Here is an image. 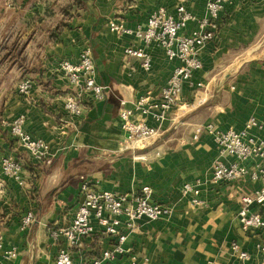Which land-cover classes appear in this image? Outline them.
<instances>
[{"label":"crops","instance_id":"0c3cea01","mask_svg":"<svg viewBox=\"0 0 264 264\" xmlns=\"http://www.w3.org/2000/svg\"><path fill=\"white\" fill-rule=\"evenodd\" d=\"M186 7L203 17L206 0H188ZM159 8L176 16V0H0V172L7 156L24 164L23 185L5 176L0 182V233L6 247L16 245L20 251L14 260L0 252V264H54L61 249H70L64 237L54 240L48 228L70 225L82 179L97 190L118 194L149 187L154 202L172 209L168 218L140 220L116 264H262L257 245L264 244V229L246 233L238 217L242 197L262 183L245 177L228 185L211 184L215 162L234 159L219 156L209 133L193 137L198 125L242 131L250 116L264 115L258 80L264 72V0H232L226 6L215 39L201 52L203 68L193 85L184 88L179 105L162 121L148 117L160 138L144 148L124 150L122 102L132 108L145 96L158 101L180 63L134 33H113L110 24L145 29ZM195 28L190 24L187 33ZM127 48L150 56L151 68L144 69L143 58L127 55ZM85 49L93 53L96 80L106 87V98L94 100L82 93L84 113L72 118L65 103L76 90L57 63L76 62ZM24 79L33 81L27 96L19 93ZM20 117L28 134L49 145L44 161L32 158L11 134ZM256 164L264 167V158L247 165ZM198 181L204 183L203 204L194 206L192 195L184 196L182 189ZM252 210L264 215V205ZM29 212L36 219L24 231L22 219ZM232 242L250 258L234 254ZM112 243L97 234L71 251L77 259H91Z\"/></svg>","mask_w":264,"mask_h":264},{"label":"built area","instance_id":"2783aa9c","mask_svg":"<svg viewBox=\"0 0 264 264\" xmlns=\"http://www.w3.org/2000/svg\"><path fill=\"white\" fill-rule=\"evenodd\" d=\"M187 1L176 0V16L169 15L165 8L156 10L149 17L145 29L132 31L119 23L110 24L113 33L118 35L134 33L147 45L159 46L170 60L177 59L180 63L162 88L158 101L153 102L145 96L134 102L132 108H126L125 102H122L120 119L124 134V150L144 148L148 143L160 138V130L148 124V117L152 116L154 120L162 121L179 105L184 88L193 85L195 73L203 68L201 52L215 39L221 13L232 2V0H206L205 15L197 17L187 9ZM190 24H195L196 28L188 34L187 29ZM125 52L127 55L143 58L144 69L151 68L150 56L142 51L127 48ZM57 69L76 90L75 94L67 97L65 103V109L72 118L81 117L84 113L82 93H89L94 100L106 98V87L96 80V66L90 49L82 51L76 62L69 59L59 61ZM32 88L33 81L24 79L19 85V93L24 96L29 95ZM10 132L32 158L38 161L46 159L50 151L49 145L24 130V117L18 118L12 124ZM204 132L213 136L220 157L234 159L229 164L219 160L215 162L211 184L228 185L245 177L253 182L262 183L260 189L242 197V207L238 217L242 230L246 233L264 229V215L252 210L254 206L264 205V167L256 164L249 168L247 165L253 159L264 158V115L250 117L242 131L220 130L214 124L198 125L193 138L198 140ZM23 174L24 164L21 160L11 156L2 159L0 182L2 176H5L23 185ZM203 185L201 181L185 184L182 194L184 196L191 194V203L194 206H201L203 200L200 198V193ZM80 193L81 200L70 225L48 228V233L54 240L59 241L64 237L70 247L58 252L54 264H116L117 258L126 252L124 245L129 233L138 230L140 220L157 221L172 215L169 206L153 201L149 187H143L134 193L118 194L97 190L89 181L82 179ZM35 219L33 212L27 213L22 219V230L29 229ZM97 234L110 237L113 241L112 247L94 258L77 259L71 249L80 247L85 240ZM229 247L241 259L250 258L249 253L237 242L230 243ZM257 248L264 264V244L257 245ZM0 252H3L7 259L14 260L20 251L16 245L6 247L0 233ZM129 264H137V262L132 260Z\"/></svg>","mask_w":264,"mask_h":264},{"label":"rangeland","instance_id":"374dc122","mask_svg":"<svg viewBox=\"0 0 264 264\" xmlns=\"http://www.w3.org/2000/svg\"><path fill=\"white\" fill-rule=\"evenodd\" d=\"M258 80H259V83H260L259 86L261 88L260 91H262V92L259 93V96H260L261 99L262 98L264 99V72H263V76L260 79H258ZM20 95H22V94L20 93ZM22 96H24V95H22ZM25 96H27V95H25ZM252 116H254V115H252Z\"/></svg>","mask_w":264,"mask_h":264}]
</instances>
